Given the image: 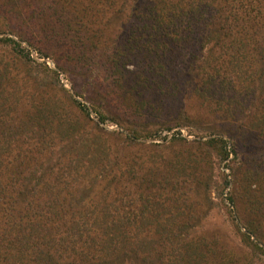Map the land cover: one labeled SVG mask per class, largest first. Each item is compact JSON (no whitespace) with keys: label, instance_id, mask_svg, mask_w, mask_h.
<instances>
[{"label":"trees","instance_id":"16d2710c","mask_svg":"<svg viewBox=\"0 0 264 264\" xmlns=\"http://www.w3.org/2000/svg\"><path fill=\"white\" fill-rule=\"evenodd\" d=\"M0 1V33L42 58L64 44L81 76L104 58L107 92L89 93L102 122L124 124L106 95L117 90L115 104L141 113L177 103L181 125L212 136L148 144L158 130L89 129L61 74L0 38V264H264V0ZM207 108L228 130L207 127ZM232 154L224 207L246 228L243 256L205 228L215 160Z\"/></svg>","mask_w":264,"mask_h":264},{"label":"rangeland","instance_id":"374dc122","mask_svg":"<svg viewBox=\"0 0 264 264\" xmlns=\"http://www.w3.org/2000/svg\"><path fill=\"white\" fill-rule=\"evenodd\" d=\"M1 5V1H0ZM1 8V6H0ZM2 26H0L1 28ZM35 29V32L39 34L38 32L40 30ZM12 37L15 40L19 41L22 43L24 46L28 47L31 50V55L33 59L38 62V63H47L50 68L53 70L58 71L61 74V81L66 89L70 91L72 96L81 101L82 103L86 104L89 107L90 113H91V121L88 120V123H86L87 127L89 129H92L93 125L99 123L101 127L108 131H123L125 134H130L129 131L127 130L128 126L129 127H137L138 129H141L143 131H150V130H158V135L159 137L151 138V139H139L141 142L145 143H164L166 141L171 140L173 135L176 132H181L183 137L186 138L187 140L193 141V140H207L211 138V135H206L209 130L207 128H202L199 124L194 125L192 128L186 127L184 125H181L183 121L188 119H179L177 116H179L174 108L175 105L171 102L156 105L154 110H142L143 113L137 111V107L131 106L127 107L126 105H122L120 103L115 104V99H117V93L116 91L110 90L111 96L106 94L110 98V103L112 101L113 105V111L115 113H118L121 115L122 123L123 126L116 124L115 122L112 121H107L106 123L102 122L99 119V116L95 112V109L93 108V105L91 104L90 101V92H93L96 96L101 97L102 99L105 93L107 92L104 86L107 85H102L101 83H107L111 79L108 75L107 71V65L104 62V58H96L92 65L91 69L93 72H91L89 75L86 72V76H81L78 74H72L71 71L75 67V64H79V61H75L74 66L72 67L70 64V60L63 59V54L61 51L62 48H65L64 44L56 43L55 46L51 48L49 42L47 43L46 49H48L49 52H52L50 57H45L42 58L37 51L28 43L27 41L21 40L17 35H15L12 32L5 31L0 33V38L2 37ZM39 38V36H38ZM53 49V50H51ZM123 49V48H122ZM125 53V51H121V53ZM141 57V56H140ZM143 57V56H142ZM77 59V58H76ZM141 59V58H140ZM140 59H133L127 64V68L130 70H141L143 63L141 64ZM60 65V66H59ZM66 68V70L64 69ZM103 87V88H102ZM188 108H186V111L188 113H184L185 115L193 116L196 117L197 114V104L196 100H192L191 102L189 101L187 103ZM209 107V106H208ZM168 113V114H167ZM177 116H176V115ZM211 112L210 109L207 108L206 111V119L210 128L217 129H225L228 130V122L220 116H217L216 119L211 118ZM183 116V115H182ZM185 118V116H183ZM120 118V119H121ZM211 118V120H209ZM119 119V118H118ZM119 119V120H120ZM209 120V121H208ZM180 121V122H179ZM139 124L140 126H138ZM127 127H125V126ZM212 125V126H211ZM200 129V130H199ZM202 129V130H201ZM203 133L205 135L203 138H200L199 135ZM217 136V135H214ZM213 136V137H214ZM166 138L167 140H163ZM225 138L229 139L228 136H225ZM231 147V144H230ZM233 158V154L230 157V159L220 162L218 160H215L216 164V183L213 186L211 191H214L212 194V198L215 201V208L212 212H210V215L208 216L206 223H205V228L210 231V234H215L218 233L219 236H221V240L223 241V248L228 250V251H233L237 253L240 256H243V250H247L246 244L242 240V235L240 234L238 228L236 227L237 225L241 228L243 232H246V228L242 221L240 220L239 216L235 212V218L234 216L231 217L228 214V211L226 207H224V204H227L228 206H232L231 202L229 201V194L233 188V181H232V176H231V169L226 167V164L231 161ZM227 174L228 179L230 181L229 186L224 190V196L220 194V191L222 193V177L219 175L222 174ZM224 202V203H223ZM257 241V240H256ZM245 248H244V245ZM260 245L264 247V244L260 242ZM256 264H261L260 262H256Z\"/></svg>","mask_w":264,"mask_h":264}]
</instances>
